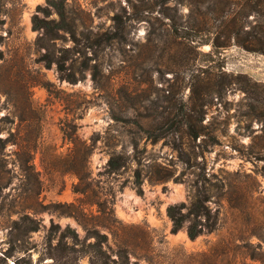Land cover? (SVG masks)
Instances as JSON below:
<instances>
[{
    "label": "rangeland",
    "instance_id": "374dc122",
    "mask_svg": "<svg viewBox=\"0 0 264 264\" xmlns=\"http://www.w3.org/2000/svg\"><path fill=\"white\" fill-rule=\"evenodd\" d=\"M48 1L0 0V264H264V0H54L47 48Z\"/></svg>",
    "mask_w": 264,
    "mask_h": 264
},
{
    "label": "trees",
    "instance_id": "16d2710c",
    "mask_svg": "<svg viewBox=\"0 0 264 264\" xmlns=\"http://www.w3.org/2000/svg\"><path fill=\"white\" fill-rule=\"evenodd\" d=\"M48 3L49 6L55 5V7H57L59 11V20L50 21L40 18L38 15H35V28L37 30L44 31L43 35H41L38 39V43L41 45V47H55V43L51 44V41L53 40H60L61 42L65 43L67 39L64 35H61V32L70 33L73 35V38L76 39L75 28L73 27L72 23H70L68 14L63 7V4H61L62 6H56L57 2L54 0H49ZM45 11L46 13H49L47 9ZM73 50L71 48L61 49L60 52L70 53L73 52ZM57 63L61 73L66 74V68L63 60H57ZM65 78L73 83L78 81L75 73H68L67 75H65ZM187 133L194 139H197L199 137L198 133H196L195 131V128L192 126L188 127ZM257 160L264 161V156L258 157ZM108 165L113 172L117 171L119 168L115 158H111ZM135 183L139 191L142 192L143 183L141 174L139 172H137ZM195 187L197 193L194 201L190 205L186 203L175 204L170 205L167 209L168 216L173 222V230L176 232L183 228H186L191 239H195L205 232L215 231L218 225V216L213 212L212 208L208 204L210 199L206 194V190H204V188H200L199 186ZM96 234L99 238L107 240L106 235H101L98 233ZM117 253L122 261L121 264H130L125 248H120Z\"/></svg>",
    "mask_w": 264,
    "mask_h": 264
}]
</instances>
